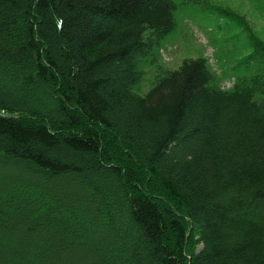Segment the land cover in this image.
<instances>
[{"label": "trees", "instance_id": "obj_1", "mask_svg": "<svg viewBox=\"0 0 264 264\" xmlns=\"http://www.w3.org/2000/svg\"><path fill=\"white\" fill-rule=\"evenodd\" d=\"M184 3L247 34L231 87L162 66L174 0H0V264H264V41Z\"/></svg>", "mask_w": 264, "mask_h": 264}, {"label": "rangeland", "instance_id": "obj_2", "mask_svg": "<svg viewBox=\"0 0 264 264\" xmlns=\"http://www.w3.org/2000/svg\"><path fill=\"white\" fill-rule=\"evenodd\" d=\"M179 2L176 12L177 25L173 32L161 43V64L167 69H176L184 58L204 56L211 68L218 75L225 77L221 86H232L235 71L233 66L247 48V34L233 37L229 30H218L217 23L222 21L215 12L204 10L197 5ZM210 5L223 6L242 19V25L248 27V33H254L264 41V0H200ZM229 26H231L229 24ZM229 37V38H228ZM150 66L143 67L145 76L137 92L146 93L152 86L154 70Z\"/></svg>", "mask_w": 264, "mask_h": 264}]
</instances>
